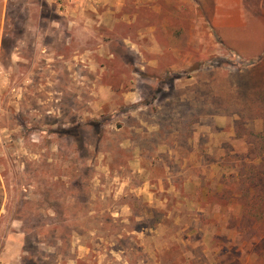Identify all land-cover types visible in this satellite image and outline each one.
Segmentation results:
<instances>
[{"label":"rangeland","instance_id":"1","mask_svg":"<svg viewBox=\"0 0 264 264\" xmlns=\"http://www.w3.org/2000/svg\"><path fill=\"white\" fill-rule=\"evenodd\" d=\"M0 264H264V0H0Z\"/></svg>","mask_w":264,"mask_h":264}]
</instances>
